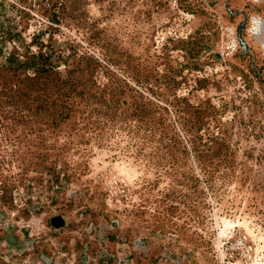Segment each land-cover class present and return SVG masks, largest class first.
Here are the masks:
<instances>
[{
  "label": "rangeland",
  "instance_id": "rangeland-1",
  "mask_svg": "<svg viewBox=\"0 0 264 264\" xmlns=\"http://www.w3.org/2000/svg\"><path fill=\"white\" fill-rule=\"evenodd\" d=\"M0 264H264V0H0Z\"/></svg>",
  "mask_w": 264,
  "mask_h": 264
}]
</instances>
